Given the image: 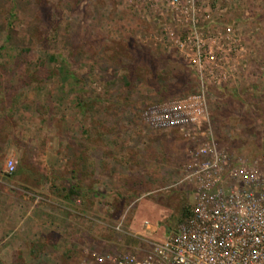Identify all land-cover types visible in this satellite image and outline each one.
Listing matches in <instances>:
<instances>
[{
	"label": "rangeland",
	"instance_id": "374dc122",
	"mask_svg": "<svg viewBox=\"0 0 264 264\" xmlns=\"http://www.w3.org/2000/svg\"><path fill=\"white\" fill-rule=\"evenodd\" d=\"M208 129L264 157V0H0V264L144 253Z\"/></svg>",
	"mask_w": 264,
	"mask_h": 264
},
{
	"label": "built area",
	"instance_id": "2783aa9c",
	"mask_svg": "<svg viewBox=\"0 0 264 264\" xmlns=\"http://www.w3.org/2000/svg\"><path fill=\"white\" fill-rule=\"evenodd\" d=\"M193 42L200 63L207 53L197 36ZM184 135L197 143L176 185H191L192 204L144 253L92 252L98 264H264V157H233L210 129Z\"/></svg>",
	"mask_w": 264,
	"mask_h": 264
},
{
	"label": "trees",
	"instance_id": "16d2710c",
	"mask_svg": "<svg viewBox=\"0 0 264 264\" xmlns=\"http://www.w3.org/2000/svg\"><path fill=\"white\" fill-rule=\"evenodd\" d=\"M52 58H54V57H52ZM106 101V103H110V101L109 100H105ZM84 101H83V98H82V96H77V99H76V107L79 109V111H84V108H85V106H84ZM82 111V112H83ZM77 192H76V189L73 187V186H71L67 191H66V196L65 197H67V198H69V197H72L71 195H74V194H76Z\"/></svg>",
	"mask_w": 264,
	"mask_h": 264
},
{
	"label": "crops",
	"instance_id": "0c3cea01",
	"mask_svg": "<svg viewBox=\"0 0 264 264\" xmlns=\"http://www.w3.org/2000/svg\"><path fill=\"white\" fill-rule=\"evenodd\" d=\"M146 226V225H145ZM147 227V226H146Z\"/></svg>",
	"mask_w": 264,
	"mask_h": 264
}]
</instances>
